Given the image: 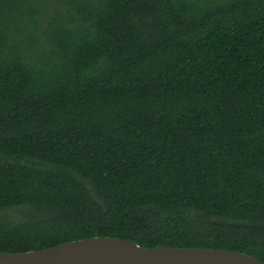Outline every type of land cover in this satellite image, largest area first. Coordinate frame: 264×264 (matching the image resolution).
<instances>
[{
    "label": "trees",
    "instance_id": "obj_1",
    "mask_svg": "<svg viewBox=\"0 0 264 264\" xmlns=\"http://www.w3.org/2000/svg\"><path fill=\"white\" fill-rule=\"evenodd\" d=\"M94 236L264 263V0H0V252Z\"/></svg>",
    "mask_w": 264,
    "mask_h": 264
},
{
    "label": "water",
    "instance_id": "obj_2",
    "mask_svg": "<svg viewBox=\"0 0 264 264\" xmlns=\"http://www.w3.org/2000/svg\"><path fill=\"white\" fill-rule=\"evenodd\" d=\"M0 264H264L226 249L138 245L128 239L94 236L22 252H0Z\"/></svg>",
    "mask_w": 264,
    "mask_h": 264
}]
</instances>
